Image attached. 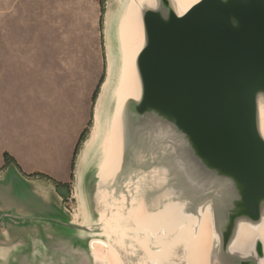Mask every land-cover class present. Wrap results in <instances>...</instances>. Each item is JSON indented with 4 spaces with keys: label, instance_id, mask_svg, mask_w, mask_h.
I'll list each match as a JSON object with an SVG mask.
<instances>
[{
    "label": "water",
    "instance_id": "1",
    "mask_svg": "<svg viewBox=\"0 0 264 264\" xmlns=\"http://www.w3.org/2000/svg\"><path fill=\"white\" fill-rule=\"evenodd\" d=\"M139 1L117 0L113 76L94 109L104 132L133 3L136 92L119 109L117 164L103 169L101 139L86 149L76 217L20 181L26 212L0 214V264H109L93 241L116 264H264V0Z\"/></svg>",
    "mask_w": 264,
    "mask_h": 264
},
{
    "label": "rangeland",
    "instance_id": "2",
    "mask_svg": "<svg viewBox=\"0 0 264 264\" xmlns=\"http://www.w3.org/2000/svg\"><path fill=\"white\" fill-rule=\"evenodd\" d=\"M116 3L0 0V125L5 120L10 128L3 127L4 136L0 134V169L17 165L11 154L1 151L2 144L14 147L15 140L25 136L37 141L46 128L53 132L63 128L65 134H71L63 151L69 158L71 178L65 184L50 182L59 202L72 215L79 211L75 174L88 149L94 109L113 55L108 24ZM16 114L21 119L13 128L10 120ZM14 130L21 135L5 136ZM21 146L22 157H34L23 143ZM35 176L49 178L27 174Z\"/></svg>",
    "mask_w": 264,
    "mask_h": 264
},
{
    "label": "crops",
    "instance_id": "3",
    "mask_svg": "<svg viewBox=\"0 0 264 264\" xmlns=\"http://www.w3.org/2000/svg\"><path fill=\"white\" fill-rule=\"evenodd\" d=\"M19 119H21V116L18 114L12 116L10 125H15L14 122ZM3 127H6L5 120H1L0 125V134L4 136L5 130L7 131L10 128L8 129L6 127L4 130ZM50 129L46 128L45 131L41 132L42 135L41 133L39 134L37 141H33L32 139L28 140L25 136L22 141L15 140L14 147L2 144L1 151H6L11 154L18 166L6 165L0 169V214L10 210H13L17 214L26 212L27 193L26 188L20 181L25 180L37 187L40 191L52 193L55 189L51 182L65 184L71 178L69 158L63 152L66 150V145L70 142L71 134H65L63 128L61 130L55 128V132ZM7 135L9 138L13 135H21V133L18 130H14L13 134L10 131L8 134H5V136ZM21 143H23L25 149H29V152L34 157H22L21 150L23 148H21ZM33 143H36V146L39 147L34 148ZM29 173H40L48 176L50 179L47 178L48 181H45L37 176H35L36 179H33V177H27ZM30 199L34 200L33 198Z\"/></svg>",
    "mask_w": 264,
    "mask_h": 264
},
{
    "label": "bare ground",
    "instance_id": "4",
    "mask_svg": "<svg viewBox=\"0 0 264 264\" xmlns=\"http://www.w3.org/2000/svg\"><path fill=\"white\" fill-rule=\"evenodd\" d=\"M196 0H180L181 3L189 5ZM140 1L134 0L135 7ZM133 3H129L127 9L120 15L117 28V43L119 51V61L114 77V87L112 98L114 108L111 117L108 120L107 129L103 132L101 124L100 110L94 114L93 128L87 141V148L99 143L101 139V149L105 155L103 169L115 166L118 159V151L120 147V127H119V109L123 100L135 94L136 86L133 75V56L140 44V32L137 25V17ZM115 70V69H114ZM113 76V65H109V76L106 80L99 99L97 108H99L108 92L109 82ZM82 209V208H81ZM82 212V211H81ZM76 217V215H75ZM92 251L109 264H116L114 257L109 252L107 246L102 242L93 241L91 243Z\"/></svg>",
    "mask_w": 264,
    "mask_h": 264
},
{
    "label": "clouds",
    "instance_id": "5",
    "mask_svg": "<svg viewBox=\"0 0 264 264\" xmlns=\"http://www.w3.org/2000/svg\"><path fill=\"white\" fill-rule=\"evenodd\" d=\"M222 2L226 3V2H227V0H222Z\"/></svg>",
    "mask_w": 264,
    "mask_h": 264
}]
</instances>
